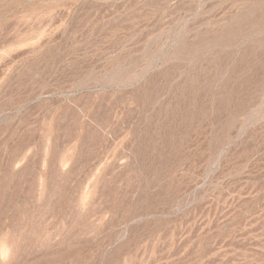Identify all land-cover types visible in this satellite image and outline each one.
<instances>
[{
  "label": "rangeland",
  "instance_id": "rangeland-1",
  "mask_svg": "<svg viewBox=\"0 0 264 264\" xmlns=\"http://www.w3.org/2000/svg\"><path fill=\"white\" fill-rule=\"evenodd\" d=\"M0 264H264V0H0Z\"/></svg>",
  "mask_w": 264,
  "mask_h": 264
}]
</instances>
